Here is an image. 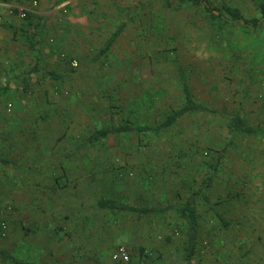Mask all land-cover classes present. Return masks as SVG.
Masks as SVG:
<instances>
[{"label":"rangeland","instance_id":"obj_1","mask_svg":"<svg viewBox=\"0 0 264 264\" xmlns=\"http://www.w3.org/2000/svg\"><path fill=\"white\" fill-rule=\"evenodd\" d=\"M134 2L126 14L120 9L125 28L102 56L121 23H109L108 31L104 22L88 24L80 19L88 10L81 3L46 8L55 11L41 15L34 51H27L26 33H17L25 32L24 19L13 14L14 51L26 61L0 79V130H18L25 142L0 163V248L22 261L19 241L30 236L33 264H102L119 244L135 256L150 251L159 264H264V139H232L222 116L240 113L264 130V21L254 29L221 27L201 5ZM208 2L257 17L250 0ZM180 70L196 100L218 114H189L159 134L132 132L87 145L102 128L161 123L183 101ZM101 198L172 209L113 214L98 208ZM191 199L200 228L188 262L187 224L174 208ZM35 213L45 228L55 220L73 231L53 235L33 226L27 219Z\"/></svg>","mask_w":264,"mask_h":264},{"label":"trees","instance_id":"obj_2","mask_svg":"<svg viewBox=\"0 0 264 264\" xmlns=\"http://www.w3.org/2000/svg\"><path fill=\"white\" fill-rule=\"evenodd\" d=\"M3 2H8L10 0H1ZM254 5V8L257 12V17L254 18H245L239 9L222 5L220 7L212 8L208 0H180L181 3L190 2L192 4L201 5L205 11L206 18L218 25L228 26L234 25L238 23L241 26H244L249 29L257 28L261 22L264 21V1L262 0H250ZM164 5L167 8H171L174 4L175 0H163ZM24 29L26 35L24 37L26 43L28 44V50L34 51L36 47L35 36L41 34L44 24L43 18L39 15H34L32 13H28L24 18ZM125 28V24H122L108 39L105 47L100 51L101 56L107 53V51L112 46L113 42L120 36L122 30ZM28 32V33H27ZM16 31L14 32V34ZM37 68H34L29 71V73L36 71ZM179 79H180V87L183 95V101L181 105L172 111L170 114L166 115L161 123L156 125L155 127L148 126H133V125H120V126H111L108 128H102L98 131H95L86 141L87 145L95 144L103 139H106L110 136L120 135V134H130L135 132L139 135H143L146 133L159 134L172 126H174L182 117L189 114H201V113H210V114H218L217 111L211 109L210 107L204 105L203 103L196 100L191 87L189 86L186 75L183 71H179ZM227 122L228 130L231 134L232 139L238 137H246V136H258L264 139V130L252 126L246 118L240 114H231L224 115ZM7 161L0 160V163H6ZM212 173L209 175L207 179L206 189H209L211 183L213 181V173L216 170V167L213 166ZM197 195V194H196ZM196 197V196H195ZM206 203L213 206L208 195L206 193H202L200 196ZM97 206L101 210H107L113 214H119L122 212H130L137 214H153V213H164L172 208H162V209H153V208H137L132 205L125 203L124 201L113 200L109 198H101L97 202ZM176 212L178 216L182 218L187 224V238L185 245V258L186 261L190 262L192 257L195 255L197 250L198 243V235L200 228V216L197 209V203L195 199H191L186 204L177 207ZM217 218L222 222L223 226H227V223L223 220V217L217 213ZM140 252L143 249L139 250ZM0 259L9 261L12 264H30L24 263L22 261H18L7 254L3 249L0 248ZM159 258H157V261Z\"/></svg>","mask_w":264,"mask_h":264},{"label":"crops","instance_id":"obj_3","mask_svg":"<svg viewBox=\"0 0 264 264\" xmlns=\"http://www.w3.org/2000/svg\"><path fill=\"white\" fill-rule=\"evenodd\" d=\"M27 1L29 0H10L7 2V4L13 7L21 8V7H26V5L28 4ZM37 1L39 4V7L36 8L33 14L39 15V16L43 15L46 17L50 16L55 11V9L51 10V9H46V8H50L57 4H58V7H63V6L75 7V6H78L77 3H81V9L86 10V8H88V10L85 11L84 13H81L80 19L82 21L88 22V24L91 22L92 23L104 22L106 24L105 28L103 29L104 31H108L109 29L108 24L111 22L121 23L119 27L123 23H125L127 20V18L125 17L126 12L131 10V8H133L135 5L134 0H37ZM120 9L124 10L125 14H121ZM91 10H92V13H91ZM0 12L1 14L3 13V16H5V20H3L2 17H0V79H1L3 78V76L7 74L8 71H13L11 66L18 65L22 61H26V58L22 57V53H18V51H16V54H15V51H14V45L17 44L18 41H15L14 39L15 37L14 32L16 30H14L11 25L15 23L18 24L19 18L17 19V17L13 16V14H9L8 11L4 7H0ZM122 15L124 16L123 18H122ZM70 18L71 19L68 22L72 23L74 18L72 15L70 16ZM45 21L46 23L50 22V20H45ZM43 23H44V20H43ZM89 29L91 30L92 28H89ZM117 29H115L114 32ZM10 32L12 33L11 35H10ZM17 33L23 34L26 32H23V31L21 32L18 30ZM27 51H30V50H28L27 48ZM46 51L47 50H45V52ZM24 54L29 56L27 52H25ZM1 71H3V73H1ZM17 131L18 130H16L15 132L9 133L8 130H4V129L0 130V160L6 161V158L7 156H9L11 151L18 152L21 150L20 144L25 142V140H24V136L22 135V132L20 133ZM38 219L40 218L36 217V213H35L33 214V216L29 217L27 220L29 221L28 223L32 224L33 226L37 227L40 225V229H42L44 225L41 223L42 222L41 219L40 221ZM58 223H62V222L56 223L54 220L52 221V223L49 224L47 228L44 227L43 230H48L49 232H53V235H54V232L55 233L60 232L61 234V232L63 231H69L68 227H70V230L73 231V226L71 224L62 225ZM29 237H26L24 240H20L19 242L22 245V249L25 255V256L23 255L22 262L33 264L34 262H31L28 258L29 253H30V248H31L29 243L27 242V240H29ZM18 261H21V260H18Z\"/></svg>","mask_w":264,"mask_h":264},{"label":"built area","instance_id":"obj_4","mask_svg":"<svg viewBox=\"0 0 264 264\" xmlns=\"http://www.w3.org/2000/svg\"><path fill=\"white\" fill-rule=\"evenodd\" d=\"M0 6H3L7 9L9 14L16 13L20 19H24L28 13H34L35 7L37 6V1H33L31 7H13L7 2L0 3ZM73 67H76V62L72 63ZM4 227V226H3ZM139 251V250H138ZM102 264H159L157 257L154 253L143 250L138 252L137 256L134 255V252L124 244H119L115 247L113 252L109 255L108 259L105 260Z\"/></svg>","mask_w":264,"mask_h":264},{"label":"bare ground","instance_id":"obj_5","mask_svg":"<svg viewBox=\"0 0 264 264\" xmlns=\"http://www.w3.org/2000/svg\"><path fill=\"white\" fill-rule=\"evenodd\" d=\"M168 37V36H167ZM126 62V61H125ZM137 62V61H136ZM139 62V61H138ZM127 64V63H126ZM125 66V65H124ZM92 67V66H91ZM97 69H98V67H97ZM35 192V191H34ZM31 195H33V194H31ZM33 197V196H32ZM31 204V203H30ZM31 208V207H30ZM33 209V208H32ZM31 212V211H30Z\"/></svg>","mask_w":264,"mask_h":264}]
</instances>
